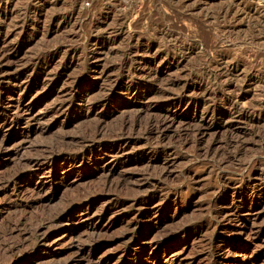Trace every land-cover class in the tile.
Here are the masks:
<instances>
[{
    "label": "rangeland",
    "instance_id": "1",
    "mask_svg": "<svg viewBox=\"0 0 264 264\" xmlns=\"http://www.w3.org/2000/svg\"><path fill=\"white\" fill-rule=\"evenodd\" d=\"M0 50L9 63L4 60L1 67L21 71L29 93L40 99L48 94L28 125L0 126V264H87L79 252L96 249L94 261L114 254L131 257L130 244L142 222L121 236L125 217L135 207L126 208L118 215L125 216L123 221L97 236L81 229L70 239L57 233L63 227L48 220L102 193L130 199L139 194L131 186L154 184L163 190L157 200L176 195L186 209L153 232L158 240L185 225H212L222 199L241 210L259 206V215L244 228L257 236L253 243L227 230L208 245L213 236L208 229L207 237L193 236L192 246L175 248L181 261L162 264H211L209 256L223 238L249 244L244 264H264V0H98L90 9H82L81 0H0ZM207 62L225 65L231 73L227 82L206 80L202 69ZM224 84L230 91L222 90ZM0 87L9 88L6 80ZM87 90L94 101L114 96L98 108L99 118L79 109ZM136 92L148 95L141 102V94L133 98ZM181 93L191 112L177 113L161 143L143 140L129 149L130 158L150 167L116 165L108 176L107 166L103 170L88 162L93 138L112 143L123 124L135 122L138 129L131 136L139 139L140 129L153 119L172 114L159 105L166 101L163 97ZM62 102V116L42 114ZM14 103L12 97L1 98L0 113L9 112L10 120L17 115ZM5 118L0 117V124ZM211 142L213 156H204ZM142 147L149 152L139 155ZM47 153L78 157L84 165L73 170L69 181L59 173L54 187L37 194V184L46 178L43 172L32 173L29 162ZM254 186H259L254 198L240 203ZM145 189L147 194L155 190ZM39 225L44 227L40 236L57 233L48 246L35 244Z\"/></svg>",
    "mask_w": 264,
    "mask_h": 264
},
{
    "label": "bare ground",
    "instance_id": "2",
    "mask_svg": "<svg viewBox=\"0 0 264 264\" xmlns=\"http://www.w3.org/2000/svg\"><path fill=\"white\" fill-rule=\"evenodd\" d=\"M7 58H8L7 55L2 50H0V69L2 70L0 73V84H2L6 80V84H8V87H9L7 90H2V88L0 87V102H1V98L4 95L8 97H12L15 102L14 104H12V106L16 108L15 110L17 113L16 117L10 120L9 118L10 115L8 114L9 112H1L0 117L3 115V117H6V118L5 120L1 121L0 126L1 128H6L7 130H10L14 128L15 126L21 124V122L23 121L27 123L28 125L29 120H31L32 115H34L33 114L34 109L40 107L39 106L41 105L40 102L47 100L48 94L47 95L45 94L43 98L40 99L41 95H37V94L32 95V93H29L30 91L27 89V85L24 84V82L20 79L21 71L18 72L17 70H14L13 66L11 65H8L6 69L1 67L4 63L2 61L5 60L6 62ZM209 64L210 63L205 65L202 69V74L204 75V77H206V80H208L211 83H216V82L225 83L228 77L227 74L228 73L231 74L229 70H226L227 68L226 69L224 68L225 65L221 67V66H214V65H211V64L209 65ZM237 72H239V68H237ZM221 85L223 84L221 83ZM221 88L223 91H230L229 85H225ZM20 89H21V92H20ZM24 91L26 92V94H22ZM137 93L139 95L141 94V100H140L141 102L148 95L146 93L144 94V93L136 92L135 94L136 96H134L133 98L140 99L138 98ZM88 96H89V90L85 92L84 97H87V98H84L82 100V103L80 104L79 109L80 111H83L86 116H95V117L96 116L98 117L99 115L98 108L101 105L108 104V102L114 98V96H107V98L105 96L106 99L103 102L102 99L95 100V101L91 100ZM185 96L186 94L184 93L179 94L178 97L177 96L176 97L164 96L163 98L166 101L161 102L159 105L164 108H168V109L171 108L172 114L169 116L165 115L166 117L159 116V118L153 119L154 121L149 123L146 127H144V129H140L141 130L140 136L142 138L140 137L139 139L135 141H133L134 139H132L133 138L131 136L132 132L137 131L136 128L138 129L137 125L134 124L135 122L130 124V126L129 125L126 126V124L125 125L123 124V126H121L122 128L119 134L115 137V140H113L112 143L100 142V140H95L96 138L95 139L93 138L91 144L89 145L90 150H89V157L87 158L88 162L94 161L95 165L96 166L101 165V168L103 170H106L105 168L107 166L108 169L106 172L108 176L112 173L111 171L112 167L116 165L120 167H127V166H133V167L141 166L142 167L144 165H146V168L150 167L149 165L150 163L148 162L146 163L144 160H141L138 158L136 159L130 158L129 149L131 147L134 148V146L135 147L139 146L138 144H140L141 141L143 140L144 141L154 140L155 144L161 143L166 138L167 131L170 130L174 126L175 121H177V113L181 112L183 114H188L189 112H191L190 108L189 107L187 108V106H184L181 101L186 98ZM176 98H178L179 101H175L177 100ZM24 100H29V101L28 103L26 102L27 104L23 107L21 106V103ZM63 106H64L63 102L56 104L53 108H51L48 111L45 110V112L42 114H44V116H47L49 114H57L59 116H62ZM193 108H194L192 111L193 113H191L192 116H194L196 114L195 111H197L195 107ZM200 119L205 120L206 119L205 114L200 115ZM198 133H199L198 135L203 134L202 130L199 131ZM175 142H178V141H175ZM184 145H186V143H184L183 146ZM213 147H214V143L213 144L212 142L210 144L208 143L207 147L205 146L204 153L202 154H204V156L205 155L207 156L211 152V150L214 149ZM237 148H240V147H236L235 149ZM140 149L141 150L138 153L139 155H144L149 152V150L147 152L148 148L145 149L142 147ZM212 152H214V150ZM202 154L200 155L203 156ZM211 155L213 156V154ZM29 165L31 167L32 173L43 172L46 178L45 180L40 181L37 184L38 191L36 192L38 194L41 191H45V190L50 189L51 187H54L53 184L55 183H52V182L55 180L56 176L59 173L62 175L61 179H65L66 181H69L71 179V174L73 170L77 168H81L82 165H84V161L82 160L79 161L78 157H68V155L48 154V155L37 157L34 160H31L29 162ZM66 166L69 168L66 169ZM250 166H253V165L250 164ZM163 171L165 172V173L163 172L164 173L163 175L165 177L169 175L166 173L167 166L163 167ZM246 173H248V171ZM46 180L49 183H47ZM110 186L111 185H105V188L110 187ZM116 186L118 187V185ZM131 187L134 188V190L138 191L139 194L131 197L130 199H121L119 198V196L118 197L115 196L114 195L115 193L107 194V192H105V193H102L96 196L95 198L86 199V200L81 201L79 204L66 210L64 213H62L58 217L52 220L51 219L48 220V223L52 225H58L59 227H63L57 233L58 234L61 233L63 234L62 236H65V237H70V239L71 237H73V235L76 232H78L81 229H84L86 232L90 234V236H93L101 232L108 231L117 221L119 220L123 221L125 216L119 219L118 215H120L121 213H125L126 208L129 209L130 207H135L134 214L130 213L128 215L129 217L127 216L125 217L124 222H125L126 232H124L121 236L122 238H126L128 235V230H131L137 227L138 224L142 222L143 227L140 229L141 232L136 236V238L130 244L131 245V248H130L131 257L128 254L126 255L120 254L119 256H116V254H114L113 256L106 257L102 260L100 259L98 261H94L97 249L96 250H82L79 252V257L81 258L84 257V260L86 259L87 264H162V262L174 263V262H177L178 260L181 261L180 260L181 255L178 254L177 251H175V248H177L180 245L186 248L189 247L190 245L192 246L193 242L195 241L193 236L197 235L199 237H203L205 236L206 232H208L207 231L208 229H211V234L213 235V236H210V239L207 243L208 245H211L213 241L220 238L221 232L223 231L227 232V230H228V233L236 234V236H238L239 238L244 236L245 237L244 241L249 242V244L254 242V237L256 235H254V233L252 234L251 230H249V232L246 233L244 228L246 227L245 226L246 223L249 222V220L252 217L254 218L259 215L258 204H255L254 207L250 210H241L239 206H233L231 203H228L229 198L220 200L221 207L219 211L214 212V223L212 225L200 226V227H197L194 224L188 225V226L185 225V227L182 226V228H177V229H174L173 231H170L166 238L158 240L152 236L153 232L156 229L159 230L158 228L160 227L163 228L165 226H169L166 224L169 222H174V220H176L179 214H181V212H184L186 209H184V206L180 205V203L178 202L176 198V195H174V197H172L171 195L170 196L168 195L167 197H165V199L159 198V200H157L156 199L157 195L159 196L161 194L160 192L163 191L161 189L162 188L161 185H155V184L147 185V186L146 185H136V186H131ZM149 187L154 188L155 190L152 193L147 194L148 191H146L145 188H149ZM258 187L254 186L252 190L250 191V193L242 195L241 196L242 201L240 203L244 204V202L252 200L254 198V193L256 191V188ZM143 189H145V191ZM40 198L42 199V196ZM216 204H217V200L214 201L213 205H216ZM43 223L45 224L44 221L42 222V224ZM42 228H44L43 225H39L34 230L35 244L42 243L43 246H48L49 244H51L50 242L51 238L57 233L48 234V235H43L44 234L43 233L40 236V234L42 233L40 232ZM223 239L224 240L221 241L218 246H215L216 248H215L214 253H212V255L209 256L211 258L209 260L210 263L211 264H226V263L227 264H244L246 261V256H247L246 251H247L249 244L240 243L241 242L240 240L236 241V240H232L228 238H223ZM65 264H74V263L69 261Z\"/></svg>",
    "mask_w": 264,
    "mask_h": 264
},
{
    "label": "built area",
    "instance_id": "3",
    "mask_svg": "<svg viewBox=\"0 0 264 264\" xmlns=\"http://www.w3.org/2000/svg\"><path fill=\"white\" fill-rule=\"evenodd\" d=\"M111 1H119V0H111ZM97 2L98 0H81V7L82 9H90Z\"/></svg>",
    "mask_w": 264,
    "mask_h": 264
}]
</instances>
